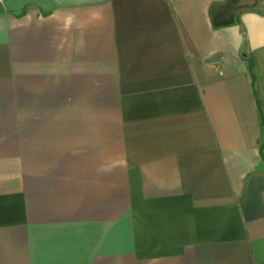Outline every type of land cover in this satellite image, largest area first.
I'll return each instance as SVG.
<instances>
[{
    "label": "crops",
    "instance_id": "1",
    "mask_svg": "<svg viewBox=\"0 0 264 264\" xmlns=\"http://www.w3.org/2000/svg\"><path fill=\"white\" fill-rule=\"evenodd\" d=\"M263 155L264 0L0 4V264H264Z\"/></svg>",
    "mask_w": 264,
    "mask_h": 264
},
{
    "label": "trees",
    "instance_id": "2",
    "mask_svg": "<svg viewBox=\"0 0 264 264\" xmlns=\"http://www.w3.org/2000/svg\"><path fill=\"white\" fill-rule=\"evenodd\" d=\"M249 72H250V74H251V78H252V82H253V77H254V75H253V67H252V64L249 62ZM259 107V106H258ZM260 108V107H259ZM260 110V109H259ZM263 157H264V155H263Z\"/></svg>",
    "mask_w": 264,
    "mask_h": 264
},
{
    "label": "built area",
    "instance_id": "3",
    "mask_svg": "<svg viewBox=\"0 0 264 264\" xmlns=\"http://www.w3.org/2000/svg\"><path fill=\"white\" fill-rule=\"evenodd\" d=\"M4 0H0V4H3Z\"/></svg>",
    "mask_w": 264,
    "mask_h": 264
}]
</instances>
